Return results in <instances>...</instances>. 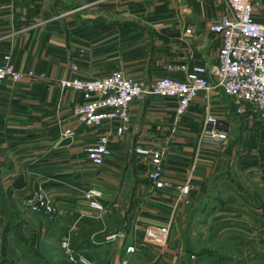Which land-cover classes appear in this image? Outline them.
<instances>
[{
	"label": "crops",
	"instance_id": "obj_1",
	"mask_svg": "<svg viewBox=\"0 0 264 264\" xmlns=\"http://www.w3.org/2000/svg\"><path fill=\"white\" fill-rule=\"evenodd\" d=\"M256 1L253 19L264 22V0ZM222 2L0 0V65L7 57L12 69L22 76L18 83L0 84V223L8 225L3 237L14 233L18 240L30 242L32 252L39 258L52 261L44 264H57L62 260L60 239L67 236L74 254L90 264H111L122 256L124 246L140 237L146 224L169 219L172 236L182 230L185 220L193 224L199 221L188 212L208 215L213 224L222 218L242 228L252 218L262 223L264 133L257 123L249 126L244 116L238 120L229 113V99L220 92L207 100L198 96L177 127L173 123L172 101L148 97L133 102L128 136L121 145H112V155L101 168L92 169L95 176L89 175V169L84 168L88 165L74 152L78 143L74 134L69 146L56 148L62 130H77L71 112L74 104L81 102V95L59 88L60 80L72 76L70 64L76 66L74 75L82 80L98 79L114 70L133 78H181V72L172 67L208 68L214 64L217 44L206 27L218 16ZM184 29H189L190 34H184ZM146 33L151 34V59L138 64L133 51L139 36ZM29 72L31 77L27 76ZM205 105L229 127L240 122L236 137H228L223 149L216 153L197 142ZM135 144L165 145V177L172 184L190 179L197 188L190 193V206L184 209L177 204L174 209L173 192L151 193L142 176L143 166L135 163L130 153ZM128 179L131 190L126 219L134 208L133 220L128 225L111 220L102 228L96 222L103 215L98 217L88 211L83 194L90 188L97 190V201L108 214L119 206L116 193L124 192ZM119 181L122 184L118 186ZM38 190L50 196L58 214L33 213L20 206L19 199ZM234 191L238 199L234 196L227 200L225 196ZM229 212L236 216H228ZM248 213H252L251 219L246 218ZM169 251L173 255L179 250L175 247ZM141 252L130 256L128 264H145L144 258L148 257Z\"/></svg>",
	"mask_w": 264,
	"mask_h": 264
},
{
	"label": "built area",
	"instance_id": "obj_2",
	"mask_svg": "<svg viewBox=\"0 0 264 264\" xmlns=\"http://www.w3.org/2000/svg\"><path fill=\"white\" fill-rule=\"evenodd\" d=\"M257 5L256 0H223L218 16L206 27L213 43L217 44L214 64L208 68L204 65L172 67L181 72V78L162 76L146 81L114 70L98 79L82 80L74 75L77 73L76 66L70 64L68 71L72 76L60 80L59 88L81 95V102L72 108L73 120L80 127L91 129V132H98L107 126L93 143L83 148L81 156L84 163L92 168H101L105 164L112 155V145H121L128 136L131 126L130 105L148 97L174 103L173 123L177 127L198 96L207 100L219 91L230 100V108L236 115L244 116L249 126L257 123L264 132V22L253 19V10ZM184 34H190V30L184 29ZM27 76L31 77L32 74L29 72ZM21 77L5 57L0 65V84L4 81L18 83ZM203 108L197 142L209 146L210 151L216 153L227 142L229 124L207 110L206 105ZM66 137L73 140L72 129L61 131V138ZM130 153L134 162L143 166L142 176L148 182L151 193L173 192L174 209L177 204L183 207L190 204V193L197 188L190 179L172 184L165 177L167 150L164 144H135ZM99 197L100 193L95 189L83 194L87 204L85 207L98 217L106 212L97 201ZM21 205L33 213L48 216L59 213L50 196L41 190L22 199ZM169 229V219L165 223L146 224L140 237L124 246L122 256L111 264H128V258L145 247L156 250L165 248ZM111 238L113 235L107 237ZM68 241L66 236L59 242L63 259L69 264H90L69 249Z\"/></svg>",
	"mask_w": 264,
	"mask_h": 264
},
{
	"label": "rangeland",
	"instance_id": "obj_3",
	"mask_svg": "<svg viewBox=\"0 0 264 264\" xmlns=\"http://www.w3.org/2000/svg\"><path fill=\"white\" fill-rule=\"evenodd\" d=\"M150 35V33H146L145 36L142 35L144 39L142 38V36H139L138 38L137 47L133 51L136 54L135 56L138 64H145L150 62L152 53ZM147 66L148 70L152 71L153 67L151 66V64H148ZM147 76L148 77H144L142 79L147 81L160 77L157 75ZM227 106H229L230 109L229 113H232V115H235L237 119L240 120V116L236 115L231 110L230 100L227 101ZM238 124H240V122L234 123L233 127L231 126L228 128L229 131L227 133V140L228 137H236V134H238L239 130L237 126ZM242 125L243 124H241V126ZM75 129L77 130H73V134L78 140V143L74 147V152H78L77 156L81 159L82 162L83 159L81 153L83 151V148L86 145L93 143L95 137H97L100 133L91 132V129H84L77 124ZM259 129L261 128L259 127ZM78 137L83 140L79 141ZM113 145L118 146L117 143H114ZM82 163H84V161ZM84 168L89 169L90 176H95L96 171L92 170L95 168H92L90 166H84ZM124 183L126 184L123 190L124 192L120 194L116 193V197L118 199V202L120 203L119 206L115 209H112L110 213L108 211V214L104 213L105 216L108 215L109 217H104L103 214L102 218L98 220L99 222H96V224H98L99 226L103 225L102 228H106L110 224L111 220H115L118 222H120L121 220V222L123 221V223H127L128 225L130 220H133V215L136 214L134 208H132L129 216L130 219H126V213L128 211V208L130 207V204H127V200L128 196H130L129 192L131 190V181L128 179ZM121 184L122 182L119 181L118 186ZM233 193H228L225 198L229 200V198L235 196L234 198L237 197L238 199L239 194H236L235 191ZM251 194L254 195L253 193ZM255 195L258 194L255 193ZM19 201L21 203L20 199ZM190 205L191 204H189L188 206ZM183 208L186 209V206H184ZM244 208L246 207L244 206ZM245 210L254 213L253 210L251 211L249 208ZM232 213L233 212H229L227 215L229 216ZM251 214L246 218L251 219ZM193 215L197 216L199 221L193 224L190 222L187 223L188 220H185L183 228L181 231H179V233H174L172 234V236L168 235V239L166 242V246L168 245L167 247L165 246V248L157 250L150 248L149 252H145L148 257L147 259L144 258L145 264H264V220H262V223L260 222V220L257 224L252 220V218L251 220H249L247 226L244 225L242 228L239 226L240 224H228V222L224 221V218L220 219L218 223L213 224L211 223L212 220L209 219L208 215H191L188 212V216L193 217ZM234 220L240 221V219ZM225 223H227L228 225ZM14 225L13 227H15ZM6 226L8 225L5 223H0V264H44L45 262H52L48 257L39 258L37 255H35L32 252L34 250L32 248V244L30 242L26 244L22 240H18L14 233L11 234V232H9L3 237V230ZM227 226H229V228ZM175 247H177L179 251L178 253H174L172 255L169 250ZM166 248L168 249V251L166 250ZM140 252H138L137 255ZM166 252L168 253V256L166 255ZM145 253H142V255ZM58 259L59 257L56 260Z\"/></svg>",
	"mask_w": 264,
	"mask_h": 264
},
{
	"label": "water",
	"instance_id": "obj_4",
	"mask_svg": "<svg viewBox=\"0 0 264 264\" xmlns=\"http://www.w3.org/2000/svg\"><path fill=\"white\" fill-rule=\"evenodd\" d=\"M72 140L70 137L62 138L56 145V148H63L69 146Z\"/></svg>",
	"mask_w": 264,
	"mask_h": 264
},
{
	"label": "trees",
	"instance_id": "obj_5",
	"mask_svg": "<svg viewBox=\"0 0 264 264\" xmlns=\"http://www.w3.org/2000/svg\"><path fill=\"white\" fill-rule=\"evenodd\" d=\"M57 264H69V263H67V262L63 259V257H62V260H60L59 262H57Z\"/></svg>",
	"mask_w": 264,
	"mask_h": 264
}]
</instances>
